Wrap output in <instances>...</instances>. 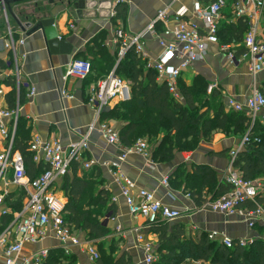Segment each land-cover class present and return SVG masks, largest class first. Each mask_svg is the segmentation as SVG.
I'll use <instances>...</instances> for the list:
<instances>
[{
  "label": "crops",
  "instance_id": "0c3cea01",
  "mask_svg": "<svg viewBox=\"0 0 264 264\" xmlns=\"http://www.w3.org/2000/svg\"><path fill=\"white\" fill-rule=\"evenodd\" d=\"M77 1L29 0L13 6L14 12L24 22H32L35 16L43 13L56 17L60 35L66 37L72 45L70 54H51L40 30L31 34L23 32L10 13L0 7V60L5 63L0 64V85L6 91V98L1 101V105L10 106L7 95L14 88L17 90L19 71L20 91H26L27 95L26 101L19 108L21 129H25L24 132L30 137L38 133L45 139H58L65 146L82 141L87 136L88 148L82 151L77 172L82 175L84 171L93 168L85 167L87 160L99 163L94 167H99L103 186L112 193L116 212L112 214L110 211L101 217L102 224L110 228L109 235L103 238L88 239L86 230L77 229L76 233L82 242L72 245L67 253L52 227L48 226L42 239L24 244L18 259L46 249L48 264H94L88 251V246L92 244L100 254L108 253L106 256L111 259L127 252L132 264H149L144 260V245L150 243L154 261L158 259V233L144 216L129 211L121 191L122 181L118 178L116 168L111 165L125 145L121 140L117 144L109 143L101 127L107 123L120 131L122 121L110 116V113L123 101L114 98L103 110L107 117L102 120L101 116L96 119L90 96L93 87L108 70L109 56L111 60L114 56L116 65L121 59L117 57L116 50L119 47L114 42L117 28L123 27L130 36L143 33V49L146 54L139 55L145 59L146 70L147 66L154 67L163 52L158 37L166 28L175 27L182 19L195 20L199 30L205 32L204 22L196 17L195 10L197 4L206 5L210 0H86L85 8L75 7ZM238 2L242 5L248 3L247 0H229L219 22V42L210 43L205 57L182 70L179 78L188 85L196 79L204 80L207 87L216 82L218 90L215 96L207 88L204 93L212 103L220 101L224 106L228 96H234L244 103L254 89L264 85V70L251 73L247 61L241 58L243 43L226 40L232 25L239 18ZM248 4L253 8V4ZM116 7L119 13H125L118 14ZM163 10L168 14L166 21L158 18L159 12ZM113 11L115 15H112ZM11 36L17 41L15 49L11 45ZM223 45H229V48ZM230 50L236 54L233 61L227 56ZM76 57L88 58L93 66L101 63L104 69L100 71L93 68L86 79L66 78L65 69ZM157 80L164 81L159 76ZM26 85L34 86L36 92L29 95ZM260 113L257 118L264 121V109ZM242 139L239 133L215 131L211 138H200L192 150H175L174 157L165 161L152 158L154 145L151 144L148 154L130 153L121 163L120 172L134 182L133 193H137L140 188L153 190L162 202L180 210L181 215L169 223L183 226L187 239L196 241L203 232H207L218 239L228 235L234 240L243 238L253 241L255 238H264V216L249 215L244 210L235 214L213 210L209 206L212 194L207 187L200 188L202 176L198 174L200 166H208L215 171L218 181L225 180L232 164L230 150L239 147ZM164 178L168 179V186L162 182ZM62 183L63 178H59L56 189L65 199L61 191ZM8 189L7 197L10 196L11 202L7 203L6 198L4 205L9 210L0 220V233L12 228L19 213L12 203L22 196L20 190L12 182ZM7 247L0 245V264H6ZM200 263L201 259L189 256L184 260V264ZM203 264L217 263L205 261Z\"/></svg>",
  "mask_w": 264,
  "mask_h": 264
},
{
  "label": "built area",
  "instance_id": "2783aa9c",
  "mask_svg": "<svg viewBox=\"0 0 264 264\" xmlns=\"http://www.w3.org/2000/svg\"><path fill=\"white\" fill-rule=\"evenodd\" d=\"M122 0H119L121 2ZM253 4V8L247 4L237 3V14L244 16L248 22V29L243 37L244 51L241 58L247 61L251 73L256 74L264 70V0H247ZM229 0H210L206 5L197 4L195 15L204 22L205 32L199 30L195 20H179L175 27L166 28L158 37L163 47V52L154 64L158 76L167 83L169 91L178 99H182L179 91L178 80L182 70L205 57L210 43H218L219 22L223 9ZM115 15V12H112ZM167 12L160 11L158 18L167 19ZM143 33L130 36L123 27H119L114 33V42L118 45V55L122 58L128 48L133 47L140 55L145 56L143 49ZM12 38V48L15 49L17 41ZM229 48V45H223ZM228 58L233 61L236 58L234 51L230 50ZM175 61V63H173ZM92 72V63L88 58L76 57L65 69V77L86 79ZM20 72L17 77V95L15 107L2 106L1 101L6 98V91L0 85V220L8 213L5 200L9 194L8 185L15 184L24 197V203L19 211L12 228L0 233V245H7L6 264H47L48 251L41 249L30 257L18 259L26 242H37L42 239L48 226H51L57 239L62 243L67 253L72 245H78L82 241L74 229L65 219L66 202L56 189L59 178H63L71 170V162L82 158V151L88 148L87 136L79 142L63 145L58 139H45L36 133L31 136L29 150L35 163H42L46 169L35 178H31L26 169L24 155L15 149V140L19 121L20 108ZM29 95H33L35 87L26 85ZM208 92L218 89V84L212 82L208 85ZM127 101L132 97L131 85L125 77L117 75L114 71L100 79L93 87L90 102L94 106L96 119H99L102 111L114 98ZM225 108L227 111H242L255 120L264 109V93L260 88L254 89L244 103L234 96H228ZM103 135L109 143H120L119 131L107 123L101 125ZM247 141L243 136L239 147L230 150L232 164L226 173L225 180L230 184V190L209 201V206L218 212L235 214L246 211L249 215L264 216V210L257 208L249 210L240 208L238 202L247 199H256L258 195H264V180L256 178L249 180L234 167V159ZM150 145L145 138H139L131 146H125L119 152L117 158L111 162L116 168L118 178L122 181L121 191L126 199L129 211L134 215H142L146 221L155 223L158 221H171L181 215L180 210L165 204L156 197L153 190L140 188L133 193L134 182L120 172L121 163L132 153L148 154ZM99 164L95 160H87L84 165L90 168ZM164 185L168 186V179L164 178ZM114 200V198H113ZM250 226L253 223H249ZM215 238L214 234H209ZM216 239H218L216 237ZM228 247L234 245V239L228 235H222L218 239ZM249 241L239 239L240 244ZM145 262L151 264L154 261V253L150 243L144 245ZM88 251L92 261L99 258L98 250L90 244ZM137 264V263H134Z\"/></svg>",
  "mask_w": 264,
  "mask_h": 264
},
{
  "label": "trees",
  "instance_id": "16d2710c",
  "mask_svg": "<svg viewBox=\"0 0 264 264\" xmlns=\"http://www.w3.org/2000/svg\"><path fill=\"white\" fill-rule=\"evenodd\" d=\"M117 13L124 14L125 11ZM247 29V19L239 16L237 23L232 25L229 36L226 35V40L242 42ZM219 32L220 30L218 36ZM116 54L119 57L118 49ZM113 57L111 60L109 56L108 70L100 79L113 71L112 68L116 65V59ZM0 64L5 65L2 60ZM144 64L145 59L130 47L115 68L117 75L126 76L132 89V97L118 103L110 113V116L122 121L119 131L122 144L131 146L139 138H145L150 147L151 144L154 145L152 158L165 161L174 157L175 150H192L200 138H211L215 131L239 133L247 136V141L238 151L233 162L234 167L246 179L264 180V124L260 119L253 120L242 111H226L220 101L212 103L210 97L204 93L208 87L202 79H196L190 85L179 79L178 87L182 99H178L169 91L165 81L157 80V70L150 66L145 67V70ZM93 68L102 71L104 66L101 63L94 66L92 64V71ZM8 83L14 84L13 81ZM217 90L215 89L212 95L215 96ZM260 90L264 93V85L260 86ZM26 96V91L21 89L20 105L26 101ZM7 101L11 107H15L16 88L7 95ZM105 117L107 115L102 111L101 119ZM20 124L19 118L15 149L24 155L27 172L31 178H35L45 171L46 167L33 161L29 150L31 137L24 132L25 129H21ZM79 166L80 161L73 160L71 174L69 172L63 177L61 191L65 195V219L74 229L86 230L88 239H100L110 233V228L102 224L101 217L110 211L114 214L116 205L110 190L103 186L99 167L93 166L79 175ZM198 174L202 176L200 188L207 187L212 199L225 194L231 188L227 181H218L215 171L208 166H200ZM9 197H6L7 203L11 202ZM23 203L24 197L20 196L12 204L16 211H20ZM238 206L249 210H264V195L240 201ZM150 225L159 238V258L153 261V264H184L188 256L201 259L200 264L205 261L217 264H264V238H255L247 244L234 240V245L228 247L218 239L210 238L207 232H203L196 241L187 239L185 229L180 224L158 221ZM107 254L99 253V258L94 264H132L127 252L112 259L107 257Z\"/></svg>",
  "mask_w": 264,
  "mask_h": 264
},
{
  "label": "water",
  "instance_id": "95a60500",
  "mask_svg": "<svg viewBox=\"0 0 264 264\" xmlns=\"http://www.w3.org/2000/svg\"><path fill=\"white\" fill-rule=\"evenodd\" d=\"M26 1L29 0H0V7L6 13H10L23 32L31 34L40 30L51 54H70L72 52V45L66 37L60 35L56 25V17L43 13L41 16H35L32 22H24L17 16L13 10V6ZM85 4L86 0H78L74 6L85 8ZM113 71L115 72V69Z\"/></svg>",
  "mask_w": 264,
  "mask_h": 264
},
{
  "label": "rangeland",
  "instance_id": "374dc122",
  "mask_svg": "<svg viewBox=\"0 0 264 264\" xmlns=\"http://www.w3.org/2000/svg\"><path fill=\"white\" fill-rule=\"evenodd\" d=\"M123 76L125 77V80L127 79L126 76L123 74ZM99 81V80H98ZM261 114V113H260ZM262 118V117H261ZM262 124H264V121L261 122ZM95 209H99L98 207H95Z\"/></svg>",
  "mask_w": 264,
  "mask_h": 264
}]
</instances>
